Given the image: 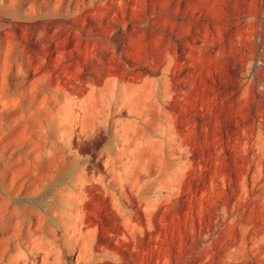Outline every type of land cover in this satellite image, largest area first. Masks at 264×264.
Returning <instances> with one entry per match:
<instances>
[{
  "label": "rangeland",
  "instance_id": "obj_1",
  "mask_svg": "<svg viewBox=\"0 0 264 264\" xmlns=\"http://www.w3.org/2000/svg\"><path fill=\"white\" fill-rule=\"evenodd\" d=\"M0 264H264V0H0Z\"/></svg>",
  "mask_w": 264,
  "mask_h": 264
}]
</instances>
